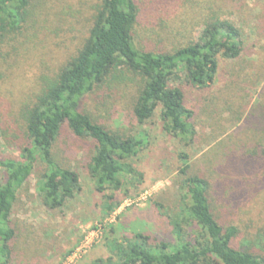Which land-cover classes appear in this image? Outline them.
Instances as JSON below:
<instances>
[{
  "label": "rangeland",
  "instance_id": "374dc122",
  "mask_svg": "<svg viewBox=\"0 0 264 264\" xmlns=\"http://www.w3.org/2000/svg\"><path fill=\"white\" fill-rule=\"evenodd\" d=\"M134 1L137 48L171 52L196 42L205 22L218 18L239 30L241 53L235 60L218 59L209 87L192 86L182 74L170 83L182 91L191 113L195 137L187 147L166 132L159 110L143 125L133 120L137 78L116 81L111 75L86 96L81 109L94 123L119 134L143 133L147 145L118 161L121 189L100 194L89 169L92 143L63 128L53 157L77 175L78 186L61 208L44 207L36 186L46 168L37 160L11 212L16 236L8 264L106 263L113 259L111 244L134 234L150 237L152 245H173L171 222L187 202L179 154L188 157V175L207 182L215 218L237 229L234 246L264 259V162L256 161L264 145V0ZM99 4L32 0L22 29L0 48V159L21 161L29 143L20 111L82 47Z\"/></svg>",
  "mask_w": 264,
  "mask_h": 264
},
{
  "label": "trees",
  "instance_id": "16d2710c",
  "mask_svg": "<svg viewBox=\"0 0 264 264\" xmlns=\"http://www.w3.org/2000/svg\"><path fill=\"white\" fill-rule=\"evenodd\" d=\"M31 1L0 0V48L26 23ZM138 14L134 0H100L82 47L54 78L42 81L39 92L20 111V126L29 147L21 151V161L0 159V264L9 263L10 244L16 236L11 212L37 160L46 168L36 186L44 207L59 209L74 195L77 175L57 164L52 153L63 128L75 138L92 143L89 169L100 194L121 189L123 170L118 161L136 157L147 145L145 134L129 136L109 131L82 112V100L107 77L113 75L116 81H127V75L137 78L133 120L143 125L159 110L166 132L187 147L195 137L188 123L191 113L184 107L182 91L170 87V83L182 74L192 86L209 87L215 82L218 59L235 60L241 53L239 30L218 18L205 22L196 42L171 52L137 48L132 33ZM179 159L187 202L171 222L174 244L152 245L150 237L134 234L111 244L113 259L99 264H264L263 258L234 246L237 229L215 218L207 182L188 175L187 155L179 154ZM256 161L264 162V145Z\"/></svg>",
  "mask_w": 264,
  "mask_h": 264
}]
</instances>
